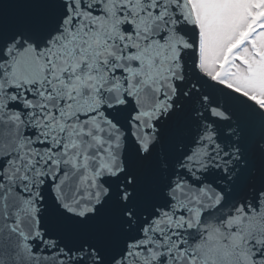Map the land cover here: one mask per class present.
Masks as SVG:
<instances>
[{
  "label": "snow or ice",
  "instance_id": "6c2138e0",
  "mask_svg": "<svg viewBox=\"0 0 264 264\" xmlns=\"http://www.w3.org/2000/svg\"><path fill=\"white\" fill-rule=\"evenodd\" d=\"M0 264H264V0H0Z\"/></svg>",
  "mask_w": 264,
  "mask_h": 264
}]
</instances>
